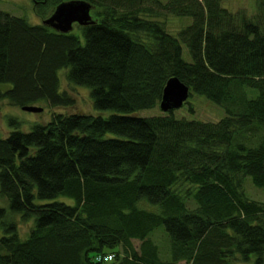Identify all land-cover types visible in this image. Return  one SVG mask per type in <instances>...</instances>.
<instances>
[{
    "label": "trees",
    "instance_id": "trees-1",
    "mask_svg": "<svg viewBox=\"0 0 264 264\" xmlns=\"http://www.w3.org/2000/svg\"><path fill=\"white\" fill-rule=\"evenodd\" d=\"M31 1L42 21L66 0ZM84 1L92 22L73 25L82 41L0 10V83L10 84L0 96L71 106L64 69L90 88L94 110L53 112L0 138V196L11 218L31 222L20 237L0 207V264H264V202L244 190L246 177L264 188V0L249 15L218 0ZM164 14L190 21L170 34ZM172 76L223 115L139 116ZM160 225L164 260L150 236ZM104 253L112 259L94 260Z\"/></svg>",
    "mask_w": 264,
    "mask_h": 264
},
{
    "label": "rangeland",
    "instance_id": "rangeland-1",
    "mask_svg": "<svg viewBox=\"0 0 264 264\" xmlns=\"http://www.w3.org/2000/svg\"><path fill=\"white\" fill-rule=\"evenodd\" d=\"M163 2L166 0H162ZM221 7L225 8L230 13L238 11H244L245 14H253L255 8V0H218ZM0 10L7 12L11 15L24 18L29 24H36L41 22V18L36 14V8L33 6L31 0H0ZM49 11V10H48ZM49 12L45 14H49ZM157 19L162 21L163 27L166 32L175 34L180 28L187 25L190 21L188 17H178L171 14H164L163 16H157ZM70 32L76 33L79 39L82 41V36L78 26H73ZM66 71V70H65ZM64 69H60L57 72L59 79V89L67 91L74 99V103L71 106L66 107H48L45 102L39 101L34 105L40 106L42 110L40 112H30L22 110L21 107L12 105L6 98L0 96V138H4L15 127L20 131H28L34 123L44 124L49 121L53 112L59 113H92L94 110L91 108V98L89 95L90 88L84 85H74L68 83L64 77ZM10 86L9 83H0V93ZM191 109V111H190ZM109 110L102 111L103 115H108ZM162 112L158 105L153 108L143 109L138 111L139 116H155L161 115ZM173 115L176 118H183L187 120H200V121H215L223 115V110L220 106L206 100L205 98L191 94L186 98V103L181 107L172 110ZM13 119L17 125L13 126L9 123V120ZM244 190L247 197L264 202V188L255 187L248 177L244 179ZM58 200H62L67 203H72V200L59 196ZM141 206L148 208L149 210L156 211V206L142 202ZM0 207L5 209V219H12L16 221L17 232L20 237H24L30 227V220H16L11 218L8 205L4 198L0 196ZM17 218V216H16ZM1 232V227H0ZM151 240L158 245V257L164 260L163 257L167 256L168 250V236L166 235L163 227L160 225L152 230L150 233ZM132 245L137 249L138 241L132 240ZM253 257V256H252ZM176 264H185L183 261H179ZM236 264H251V260L248 263L237 262Z\"/></svg>",
    "mask_w": 264,
    "mask_h": 264
},
{
    "label": "water",
    "instance_id": "water-1",
    "mask_svg": "<svg viewBox=\"0 0 264 264\" xmlns=\"http://www.w3.org/2000/svg\"><path fill=\"white\" fill-rule=\"evenodd\" d=\"M91 5L84 0H66L56 4L52 12L41 23L61 33L69 32L73 25L84 26L92 22ZM188 96V87L176 77H169L162 88L158 107L162 112L181 107ZM22 110L40 112L42 108L33 104L21 106Z\"/></svg>",
    "mask_w": 264,
    "mask_h": 264
},
{
    "label": "built area",
    "instance_id": "built-area-1",
    "mask_svg": "<svg viewBox=\"0 0 264 264\" xmlns=\"http://www.w3.org/2000/svg\"><path fill=\"white\" fill-rule=\"evenodd\" d=\"M112 258L111 253H106V254H97L94 256L95 261H108Z\"/></svg>",
    "mask_w": 264,
    "mask_h": 264
}]
</instances>
